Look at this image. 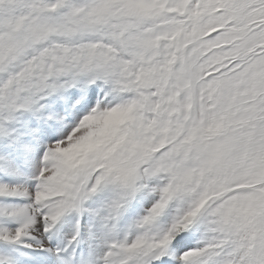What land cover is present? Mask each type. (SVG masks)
I'll return each mask as SVG.
<instances>
[{
	"label": "snow or ice",
	"instance_id": "snow-or-ice-1",
	"mask_svg": "<svg viewBox=\"0 0 264 264\" xmlns=\"http://www.w3.org/2000/svg\"><path fill=\"white\" fill-rule=\"evenodd\" d=\"M0 264H264V0H0Z\"/></svg>",
	"mask_w": 264,
	"mask_h": 264
}]
</instances>
